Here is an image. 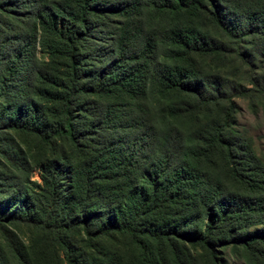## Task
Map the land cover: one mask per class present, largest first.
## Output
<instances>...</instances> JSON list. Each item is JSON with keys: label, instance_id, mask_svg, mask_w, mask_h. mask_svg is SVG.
Instances as JSON below:
<instances>
[{"label": "trees", "instance_id": "obj_1", "mask_svg": "<svg viewBox=\"0 0 264 264\" xmlns=\"http://www.w3.org/2000/svg\"><path fill=\"white\" fill-rule=\"evenodd\" d=\"M237 99L264 0H0V264H264Z\"/></svg>", "mask_w": 264, "mask_h": 264}, {"label": "rangeland", "instance_id": "obj_2", "mask_svg": "<svg viewBox=\"0 0 264 264\" xmlns=\"http://www.w3.org/2000/svg\"><path fill=\"white\" fill-rule=\"evenodd\" d=\"M236 104V126L244 128L247 131L254 140L256 151L261 154L264 151V117L261 113L254 115L247 107L246 102L241 99H237ZM32 177L39 180L38 172L33 171ZM228 260L233 264H242V262L234 259L232 256H229Z\"/></svg>", "mask_w": 264, "mask_h": 264}]
</instances>
